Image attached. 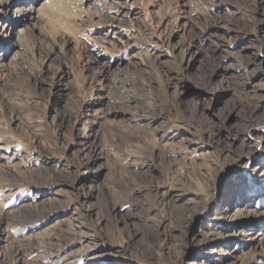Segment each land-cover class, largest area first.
Returning a JSON list of instances; mask_svg holds the SVG:
<instances>
[{
    "label": "rangeland",
    "instance_id": "374dc122",
    "mask_svg": "<svg viewBox=\"0 0 264 264\" xmlns=\"http://www.w3.org/2000/svg\"><path fill=\"white\" fill-rule=\"evenodd\" d=\"M2 147L0 264H264V0H0Z\"/></svg>",
    "mask_w": 264,
    "mask_h": 264
},
{
    "label": "bare ground",
    "instance_id": "6f19581e",
    "mask_svg": "<svg viewBox=\"0 0 264 264\" xmlns=\"http://www.w3.org/2000/svg\"><path fill=\"white\" fill-rule=\"evenodd\" d=\"M22 1V0H21ZM31 1V0H30ZM30 11V10H29ZM30 16H32V13H31V11H30V14H29ZM21 17L24 19L25 17H27V15H21ZM0 150H3V147L2 148H0Z\"/></svg>",
    "mask_w": 264,
    "mask_h": 264
}]
</instances>
